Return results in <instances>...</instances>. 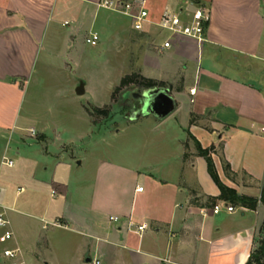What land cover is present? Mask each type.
Masks as SVG:
<instances>
[{"label": "crops", "instance_id": "0c3cea01", "mask_svg": "<svg viewBox=\"0 0 264 264\" xmlns=\"http://www.w3.org/2000/svg\"><path fill=\"white\" fill-rule=\"evenodd\" d=\"M102 1L0 0V131L13 137L20 129L27 85L40 54L66 42L72 45L69 40L77 37L98 34L94 29L99 14L108 10L100 6ZM160 4L152 7L155 15L165 8L196 5L211 13L203 46L183 38L170 50H160L161 43L155 45L156 52H143L141 76L160 82L177 107L162 120L147 115L131 122L142 128L137 134L144 139L145 151L155 144L152 137L172 148L162 152L159 163L146 162V174L136 157L102 162L85 202L73 195L71 180L62 173L63 156L49 163L53 154L48 147L37 149L32 154L43 165L50 164L52 172L46 179H36L33 173L28 178L30 185L42 186L36 189L39 196L50 190V202L35 219L43 230L52 225L77 233L83 242L78 250L81 264L87 256L102 264H246L260 245L264 225V0H161ZM66 26H71L69 31ZM154 54L163 56L156 65L151 63ZM151 116L155 122L139 125ZM31 129L36 131L32 141L22 135L18 140L47 144L45 126ZM10 144L11 138L4 153L13 152ZM198 145L211 150L220 182L241 197L257 200L255 209L222 197ZM1 164L0 196L11 182L2 174ZM55 184L64 185L66 193ZM139 186L143 192L137 191ZM24 192L21 186L15 197ZM4 202L0 199V208L6 211ZM225 204L235 211L229 213ZM216 205L222 206L217 214ZM10 225L7 230L16 236ZM142 225L147 228L139 232ZM40 244L47 250L52 246L42 234H29L25 242L17 236L14 249L19 250V261L36 264ZM9 263L0 250V264Z\"/></svg>", "mask_w": 264, "mask_h": 264}, {"label": "rangeland", "instance_id": "374dc122", "mask_svg": "<svg viewBox=\"0 0 264 264\" xmlns=\"http://www.w3.org/2000/svg\"><path fill=\"white\" fill-rule=\"evenodd\" d=\"M152 1L155 5L149 4L151 11L152 7L161 6V0ZM105 21L106 24L103 23ZM71 26L64 29L69 31ZM94 30L99 36L97 45L88 44L86 37L82 36L74 41L69 40L72 45L66 42L54 46L48 53L40 54L35 73L27 85L21 108V115L25 119L20 121V129L13 137H10L9 131H0V165L5 156L15 163L12 168L1 166L2 174L11 182L1 190L0 199L5 201L8 209L0 208V213L6 212V218L16 232L12 240L0 242V250L14 249L17 236L25 242L29 234L45 235L52 246L47 250L45 244L39 245L36 264H81L78 250L83 242L72 230L58 229L52 225L43 230L42 224L35 219L50 202V190L45 191L44 197L39 196L36 189L42 186L38 182L30 185L28 178L33 173L36 179H46L52 167L40 163L33 152L48 147L53 154L48 158L49 163L62 155V173L70 178L75 190L73 195L85 202L91 191L89 186L102 162H125V159L136 157L140 170L146 174V162L153 160L159 163L164 156L162 152L172 148L171 145V148L165 147L159 139L152 137L155 144L146 152L144 139L138 135L142 128L132 124L130 116L134 112L127 111V106L133 102L131 93H142L147 89L142 85L139 71L144 62L143 52H156L155 45L164 41L166 33L154 26L148 27L147 32H137L128 17L110 10H101ZM89 33L88 29L87 37ZM171 53L177 54L176 50ZM151 59V63L156 65L163 56L154 54ZM152 75L158 77L155 71ZM124 77L128 80L132 78L134 82L118 89ZM81 82L85 84V94L79 96L76 90ZM145 121L156 120L151 116L148 120H141L139 125H145ZM34 126L47 128V144L36 141L27 145L18 140L17 137L22 135L32 141L35 137L29 131ZM9 138L12 139L10 145L13 152L4 153ZM26 151L29 153L26 154L28 160H24ZM21 186L26 188V192L15 197ZM4 231L0 228V234H4Z\"/></svg>", "mask_w": 264, "mask_h": 264}, {"label": "built area", "instance_id": "2783aa9c", "mask_svg": "<svg viewBox=\"0 0 264 264\" xmlns=\"http://www.w3.org/2000/svg\"><path fill=\"white\" fill-rule=\"evenodd\" d=\"M100 6L128 17L132 22L133 29L137 32H147V28L150 26H154L160 31L165 32L166 38L162 42L160 50L172 49L177 41L183 38L193 40L199 46H203L207 42V33L211 24V13L201 5H196L193 8H165L156 16L152 14L148 0H103ZM98 40V34L91 33L86 42L91 45H97ZM191 94H195V90H191ZM30 133L32 136L36 135L34 129H31ZM2 163L10 168L15 165L13 159H9L6 156L3 158ZM137 191L143 192L144 187L139 186ZM224 207L229 213L235 211V208L231 205L225 204ZM221 208V205H216L213 212L217 214L221 211ZM202 213L207 214V211L203 210ZM9 225L10 223L5 213H0V228L6 229L0 237L1 243H6L13 239V233L7 230ZM146 228V225L139 226L138 231L143 232ZM3 255L10 261L9 264H24L22 261H19V250L17 249H6ZM90 264L102 263L99 259L92 258Z\"/></svg>", "mask_w": 264, "mask_h": 264}, {"label": "water", "instance_id": "95a60500", "mask_svg": "<svg viewBox=\"0 0 264 264\" xmlns=\"http://www.w3.org/2000/svg\"><path fill=\"white\" fill-rule=\"evenodd\" d=\"M77 95L85 94V84L80 83L76 90ZM131 100L134 102L135 112L130 116L131 120L143 116L153 115L158 119H165L176 110V101L170 91L163 87H154L144 90L142 93H131ZM78 164H81L80 162ZM91 258L87 256L84 263L90 264Z\"/></svg>", "mask_w": 264, "mask_h": 264}, {"label": "trees", "instance_id": "16d2710c", "mask_svg": "<svg viewBox=\"0 0 264 264\" xmlns=\"http://www.w3.org/2000/svg\"><path fill=\"white\" fill-rule=\"evenodd\" d=\"M141 79L143 82L142 85L147 89L160 86L159 84H157L151 80L145 79L144 77H141ZM130 82H134L132 78L128 80L127 77H124L122 79L121 84L118 87V89L126 86ZM97 111L102 112L99 109ZM127 111H129V112L131 111L130 105L127 106ZM127 111H125V112H127ZM198 148H199V152H200L199 154L201 156H203L207 161L208 170H209L211 177L213 178L215 183L220 187V189L222 191V197L225 198L226 200L233 202V203L242 204L243 206L248 207L250 209H255L257 207V204H258L257 200L246 198V197H241L236 192H234L231 189H228L227 187H225L220 182L218 174H217L215 166H214V163H213V160L210 157L211 150H209V149L204 150L200 147V145H198ZM59 187L62 188L61 190L63 191L62 192L63 194L66 193V187L64 185H57V184L54 185L55 189H59ZM261 201L264 203V191L262 193ZM262 234H263V236L260 240L259 247L251 254V256L248 259V261L246 262V264H264V225L262 228Z\"/></svg>", "mask_w": 264, "mask_h": 264}, {"label": "flooded vegetation", "instance_id": "af4514ba", "mask_svg": "<svg viewBox=\"0 0 264 264\" xmlns=\"http://www.w3.org/2000/svg\"><path fill=\"white\" fill-rule=\"evenodd\" d=\"M132 104V107H131V110L135 109V105H134V102L131 103Z\"/></svg>", "mask_w": 264, "mask_h": 264}]
</instances>
